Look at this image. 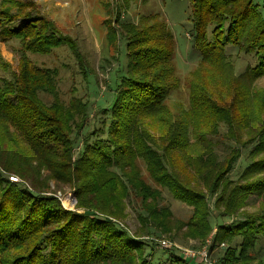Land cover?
<instances>
[{"label":"trees","instance_id":"trees-1","mask_svg":"<svg viewBox=\"0 0 264 264\" xmlns=\"http://www.w3.org/2000/svg\"><path fill=\"white\" fill-rule=\"evenodd\" d=\"M188 2L191 42L200 61L187 79V110L174 116L165 105L170 92L178 85L171 63L174 37L166 23L157 17L142 18L139 25L123 21L127 73L124 68L125 75L116 86L113 104L103 110L110 113V120L105 122L109 123L106 125L107 143L83 145L80 155L71 162L70 130L75 102L64 108L54 102L48 108L42 104L36 93L50 90L49 79L41 69L26 62L19 74L14 75L15 87L6 91L0 88V167L25 183L29 181L34 189L42 185L35 176L41 171L48 172L55 182L73 190L75 207L84 209V214L121 217L123 212L117 208L121 199L131 198L130 189L135 190L132 193L143 202L138 212L140 221L157 223L162 210L144 203L148 199L155 200L156 196L138 177L136 161L139 159L158 184L193 207V216L206 234L209 221L203 197L198 185L190 186L188 175L194 174L193 181L203 183L205 190L213 193L220 189L217 187L219 178L231 171L239 157L235 149H230L222 159L215 158L214 151L219 145L212 142L213 124L225 123L230 141L252 135L255 144L248 154H264V89L254 87L255 81L264 76V12L253 0ZM34 21H27L19 29H9L7 36L28 38L31 30L39 27ZM38 33L43 36L32 31L30 37L35 39L32 45L27 42L25 47L46 53L66 44L78 57L77 48L69 37L60 36L51 27H42ZM227 45L238 47L239 52H255V65L235 75L230 58L225 54ZM119 85L121 90L116 95ZM244 163L243 178L264 172V159ZM1 184H6L8 191L2 190ZM10 185L0 173V207L16 202L17 210L29 206L28 214L24 224L21 222L12 229L10 224L5 228V219L0 220V251L28 250L25 264H69V261L75 264V260L80 264L118 261L126 264L134 253H143L141 243L106 216L105 219L72 218L71 212L62 209L55 197L36 196L21 187H16L19 193H15L9 191ZM227 200L226 208L231 204V199ZM239 200L242 198L238 197ZM83 222L85 226H81ZM52 223L65 225L46 232L36 242V250L33 245L29 253V245L24 243ZM223 233L218 235V241L241 237L237 245L238 261L244 254L246 260L253 259L255 251L250 250L264 238L258 237L259 233L264 235V230L254 232L251 240L247 234ZM44 243L50 245L48 259L39 254ZM0 264L7 263L0 259Z\"/></svg>","mask_w":264,"mask_h":264},{"label":"rangeland","instance_id":"rangeland-1","mask_svg":"<svg viewBox=\"0 0 264 264\" xmlns=\"http://www.w3.org/2000/svg\"><path fill=\"white\" fill-rule=\"evenodd\" d=\"M253 3L264 12V0H253ZM189 16L188 0H0V88L3 91L14 88V75H18L19 70H22L28 62L33 67L41 69L49 79L50 90L45 89L43 93H36V98L42 104L48 108L54 102L64 108L75 102L76 112L70 130V139L73 140L71 161L73 162L80 155L83 145L107 143L106 125L108 126L109 123L105 124V122L110 120V113L103 110L112 106L116 86L124 77L125 70L127 73L123 21L139 25L142 18L157 17L156 19L161 18L166 23L174 37V56L171 63L178 85L170 92L165 105L174 116H177L181 110L188 109L187 79L200 61L199 54L194 50L191 42ZM29 20H35L33 23L39 27L31 30L28 38L7 36L9 29H19ZM42 27L43 29L51 27L60 36L69 37L77 48L78 57L72 54L66 44H61L46 53H37L34 48L25 47L27 42L32 45L35 39L30 37L33 35L32 31L40 37L43 36L38 33V29ZM48 29L46 32H49ZM225 52L230 58L229 62L235 75L242 73L248 67H253L257 60L255 52H239L238 47L227 45ZM120 86L117 87L116 95L121 90ZM254 87L264 89V76L255 81ZM213 125L212 130L215 135L212 142L219 145L214 151L215 158L222 159L230 149H235L239 157L233 162L231 171L219 178L217 187L220 189L213 193L207 192L203 183L193 181L194 174L188 175L190 186L198 185L196 187L203 197L204 211L208 214L206 220L209 221L206 234L199 228V221L193 216V207L177 199L173 191L158 184L148 172L144 162L139 159L136 161L138 177L156 196L155 200L148 199L144 203L150 206L154 204L158 210H162L157 217V223L140 221L138 212L143 202L134 196L132 192L135 190L132 189L129 192L132 197L126 196L121 199L117 207L123 212L121 217L100 213L95 215L93 212L84 214V209L75 207L73 190L66 184L55 182L46 171H41L35 176L42 183L40 188L35 189L29 181H26L27 184L1 167L0 173L2 178L8 181L10 175L18 178L17 183L9 181L11 183L9 191L19 193L15 188L21 187L36 196L55 197L62 209L71 212L72 218L76 216L86 219L94 216L99 219L109 218L142 245L143 253H134L129 259L130 263L126 264H182V260L189 264H208L205 262L207 260L210 264H264V238H261L262 241L257 242L256 247L250 250L255 251L253 259L246 260L244 254V260L242 258L239 261L236 260L240 250L237 245L241 237L232 236L223 239L222 242L218 241V235L226 231L247 234L246 236L251 240L254 238L252 236L254 232L264 230H260L264 228V185H261L264 184V172L248 178L241 177L245 169L244 162L246 161L247 165L250 161L264 159V154H248L255 144L252 135H244L236 142L230 141L225 123ZM29 186L33 190L28 188ZM1 189L8 191V186L1 184ZM65 197L71 198V207L64 205ZM238 197L242 198L239 202ZM228 198L231 199V204L229 203L226 208ZM9 203L0 207V220L5 219V228L10 224L12 229L21 222L25 223L29 206L17 210L16 202ZM224 212H228V215L225 216ZM104 216L106 217L103 218ZM258 220H261L260 224ZM85 224L83 222L81 226ZM63 225L65 224H47L35 237L27 240L24 244L29 245V253L33 245L34 251L36 250V242L43 238L46 232L57 230ZM220 225L222 226L219 227ZM250 227L253 230H250ZM258 235V237L264 236L260 233ZM49 238L52 239V234H49ZM160 241H165L167 245L162 246ZM41 247L43 249L40 251ZM41 247L38 249L39 254L48 259L50 245L44 243ZM227 249L229 253L226 252ZM205 253L207 260H203ZM26 256H28L26 249L8 248L0 251V259H4L7 264H25ZM115 263L125 264L123 261ZM75 264L80 263L75 260Z\"/></svg>","mask_w":264,"mask_h":264},{"label":"built area","instance_id":"built-area-1","mask_svg":"<svg viewBox=\"0 0 264 264\" xmlns=\"http://www.w3.org/2000/svg\"><path fill=\"white\" fill-rule=\"evenodd\" d=\"M8 179H9V181L10 182H14V183H17L18 182V178L15 176H12V175H10L9 177H8ZM162 246H166L167 244H166V242L165 241H160L159 242ZM190 258H192V257H190ZM203 260H207V258H206V253H205V255H204V259ZM206 263H208V264H210V261L209 260H207V261H205Z\"/></svg>","mask_w":264,"mask_h":264},{"label":"bare ground","instance_id":"bare-ground-1","mask_svg":"<svg viewBox=\"0 0 264 264\" xmlns=\"http://www.w3.org/2000/svg\"><path fill=\"white\" fill-rule=\"evenodd\" d=\"M70 200H71V198H69V197H65V199H64V201H63L64 205H66V206H68V207H71L72 204H71Z\"/></svg>","mask_w":264,"mask_h":264}]
</instances>
